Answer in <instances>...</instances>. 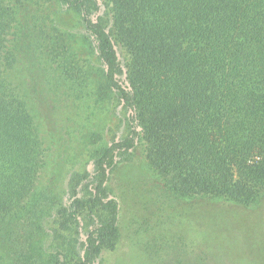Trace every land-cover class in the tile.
Masks as SVG:
<instances>
[{
    "label": "trees",
    "instance_id": "obj_1",
    "mask_svg": "<svg viewBox=\"0 0 264 264\" xmlns=\"http://www.w3.org/2000/svg\"><path fill=\"white\" fill-rule=\"evenodd\" d=\"M74 29L91 38L94 62L67 56ZM25 46L49 74L66 84L70 75L67 100L75 86L98 109L125 111L126 134L82 143L96 178L71 176L65 203L53 185L40 187L51 157L16 78ZM66 118L64 128L84 122ZM140 141L169 190L264 207V0H0V264H95L115 251L120 206L106 184ZM243 214L259 236L264 216Z\"/></svg>",
    "mask_w": 264,
    "mask_h": 264
},
{
    "label": "rangeland",
    "instance_id": "obj_2",
    "mask_svg": "<svg viewBox=\"0 0 264 264\" xmlns=\"http://www.w3.org/2000/svg\"><path fill=\"white\" fill-rule=\"evenodd\" d=\"M21 12L24 10L18 7L20 19L23 17ZM55 15L52 11V16ZM59 18L65 28L74 25L75 16L71 13L62 14ZM90 40L83 30L69 31L65 34L67 56L85 63L94 62L90 55L93 48ZM26 49L27 46L18 60L16 78L37 118L51 157L40 174V187L47 189L53 185L51 189L61 195L65 203L70 194L67 182L71 176L76 172L83 175L86 171L90 174L89 180L96 178L93 162L90 160L87 164V159L80 156L82 143L88 141L93 132L98 134L96 141L111 140L113 134L117 137L126 134L125 111L121 106H111V112L102 107L98 109L94 101H85V97L79 96L80 91H76L75 86L77 98L72 96L67 100L73 84L70 75L67 74L70 83L66 84L63 78L49 74L36 64ZM63 59L61 56L59 62L67 61L65 64L70 68V60ZM93 65L94 72H98V64ZM35 78H41L38 85ZM67 116L73 119L81 116L84 122L80 127L70 122L67 127L75 128H64ZM106 188L119 202L121 239L115 251H101L95 264H264V230L255 236L246 228L251 223L240 220L244 218L243 213L257 220V215L264 216V207L244 211L243 207L224 200L186 198L169 190L164 178L148 161L143 141L126 159H118ZM94 213L95 219L98 216ZM184 214L191 219L186 226L182 225ZM86 223H90L89 219ZM196 229L199 234L194 236L195 241L189 233ZM246 233L248 238L244 237ZM196 242L200 243L196 245ZM203 244L206 247H202Z\"/></svg>",
    "mask_w": 264,
    "mask_h": 264
}]
</instances>
